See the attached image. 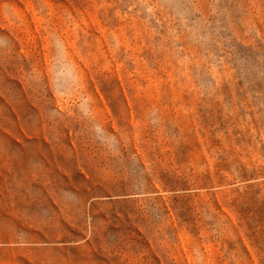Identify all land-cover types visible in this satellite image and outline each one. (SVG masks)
I'll return each instance as SVG.
<instances>
[{
  "label": "rangeland",
  "instance_id": "374dc122",
  "mask_svg": "<svg viewBox=\"0 0 264 264\" xmlns=\"http://www.w3.org/2000/svg\"><path fill=\"white\" fill-rule=\"evenodd\" d=\"M0 264H264V0H0Z\"/></svg>",
  "mask_w": 264,
  "mask_h": 264
}]
</instances>
